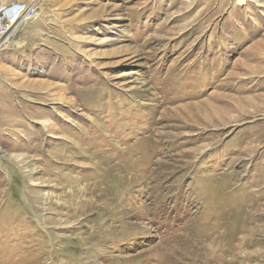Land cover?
<instances>
[{
    "label": "rangeland",
    "instance_id": "374dc122",
    "mask_svg": "<svg viewBox=\"0 0 264 264\" xmlns=\"http://www.w3.org/2000/svg\"><path fill=\"white\" fill-rule=\"evenodd\" d=\"M25 1L0 50V264H232L264 226V0Z\"/></svg>",
    "mask_w": 264,
    "mask_h": 264
},
{
    "label": "built area",
    "instance_id": "2783aa9c",
    "mask_svg": "<svg viewBox=\"0 0 264 264\" xmlns=\"http://www.w3.org/2000/svg\"><path fill=\"white\" fill-rule=\"evenodd\" d=\"M37 12L36 1L0 0V50L10 33L19 24L34 18Z\"/></svg>",
    "mask_w": 264,
    "mask_h": 264
},
{
    "label": "bare ground",
    "instance_id": "6f19581e",
    "mask_svg": "<svg viewBox=\"0 0 264 264\" xmlns=\"http://www.w3.org/2000/svg\"><path fill=\"white\" fill-rule=\"evenodd\" d=\"M33 19V18H32ZM259 211V207L257 208L256 212ZM260 226L262 227L263 225H258L255 224L254 227H252L249 230V234L248 236H251V239H246L245 237L241 238V243L237 246L234 244L229 245L230 247L227 248L224 253L232 256V259L230 260V262L236 263V264H258L259 261L263 258V255L260 254L256 249L257 246L262 245L264 246V234L260 235L257 231L260 230ZM244 227V226H243ZM264 227V226H263ZM262 229V228H261ZM246 233L247 232V227L245 226L244 228L241 229V232ZM240 232V233H241ZM264 232V231H263ZM257 233L259 235H257ZM247 234V233H246ZM245 234V235H246ZM258 236V237H257ZM248 238V237H247ZM245 239V240H243ZM240 241V240H239ZM223 249V248H222ZM243 250H247L246 252H248V250L250 249H255L253 252H248L247 254H245L244 257H241V251ZM221 252V251H220ZM219 258V257H218ZM214 259V258H213ZM227 259V258H226ZM264 259V258H263ZM225 260V259H224ZM229 260V259H228ZM217 260H215L216 262ZM219 263V262H218Z\"/></svg>",
    "mask_w": 264,
    "mask_h": 264
},
{
    "label": "crops",
    "instance_id": "0c3cea01",
    "mask_svg": "<svg viewBox=\"0 0 264 264\" xmlns=\"http://www.w3.org/2000/svg\"><path fill=\"white\" fill-rule=\"evenodd\" d=\"M6 1H9V0H6Z\"/></svg>",
    "mask_w": 264,
    "mask_h": 264
}]
</instances>
